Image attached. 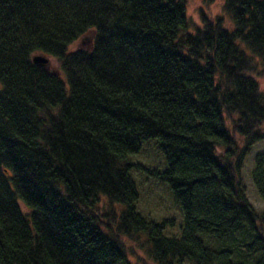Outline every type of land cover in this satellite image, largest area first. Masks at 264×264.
Instances as JSON below:
<instances>
[{
    "label": "trees",
    "instance_id": "16d2710c",
    "mask_svg": "<svg viewBox=\"0 0 264 264\" xmlns=\"http://www.w3.org/2000/svg\"><path fill=\"white\" fill-rule=\"evenodd\" d=\"M186 1L0 0V264H132L127 241L153 264H264L241 179L264 142V0H225L231 28L193 32ZM148 141L160 171L130 160ZM142 171L176 234L138 211Z\"/></svg>",
    "mask_w": 264,
    "mask_h": 264
},
{
    "label": "rangeland",
    "instance_id": "374dc122",
    "mask_svg": "<svg viewBox=\"0 0 264 264\" xmlns=\"http://www.w3.org/2000/svg\"><path fill=\"white\" fill-rule=\"evenodd\" d=\"M186 17L190 24V31H194L195 27H201V17L207 18L220 17L224 21L226 28L230 29V21L228 16L223 12L225 0H187L186 1ZM93 40V33L90 32L82 38L75 41L70 49L90 48ZM48 68L52 71H57L56 63L53 59L48 58ZM260 91L264 92V80L255 77ZM264 131V126H263ZM241 142V138H236ZM143 150L140 154L131 157L133 163L143 166L147 170H157L163 167V160L158 152L154 141H148L143 145ZM263 160L262 167L264 169V142H258L252 145L250 152L243 159L241 179L244 185L245 196L249 205L253 208L256 215L261 216L264 212V202L261 200L256 184L253 178V171L257 161ZM145 169V170H146ZM139 191V202L137 204L138 211L151 219L160 220L161 218H174L175 225L166 230L169 234H176L179 225L181 224L180 213L172 200V196L167 187L150 177L146 171L134 174ZM22 210L25 207L21 204ZM264 229V226H263ZM127 246L133 250L129 253V260L132 264H153L144 255L143 251L138 250L134 243L126 242ZM134 255V256H133ZM188 264V263H184Z\"/></svg>",
    "mask_w": 264,
    "mask_h": 264
},
{
    "label": "water",
    "instance_id": "95a60500",
    "mask_svg": "<svg viewBox=\"0 0 264 264\" xmlns=\"http://www.w3.org/2000/svg\"><path fill=\"white\" fill-rule=\"evenodd\" d=\"M33 64L39 66V67H48L49 60L44 55H36L32 58Z\"/></svg>",
    "mask_w": 264,
    "mask_h": 264
}]
</instances>
